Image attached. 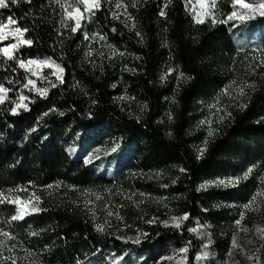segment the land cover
<instances>
[{
  "label": "trees",
  "instance_id": "obj_1",
  "mask_svg": "<svg viewBox=\"0 0 264 264\" xmlns=\"http://www.w3.org/2000/svg\"><path fill=\"white\" fill-rule=\"evenodd\" d=\"M125 1L131 19L114 18L111 0H102L87 27L123 55L117 61L86 56L82 32L64 27L63 10L54 0H22L0 9L1 22L12 17L15 27L27 29L24 38L33 41L19 48V59L50 58L64 69V83L43 97L23 88L30 78L25 69L0 57V84L11 89L0 103V193L10 199L23 192L41 198V211L23 220H11L16 205L0 204V229L39 264H87L95 256L98 264H111L112 257H119L121 264H157L184 248L187 264H198L203 241L190 231L195 220L209 222L217 251L225 255L237 214L215 207L246 201L253 181L227 190L202 191L200 185L264 164V79L251 83L246 107L232 109L200 159L193 136L203 106L246 65L248 47L238 44L237 35L262 32L256 49L264 61V17L239 26L198 24L184 0ZM232 3L218 0L220 20L233 11ZM121 93L142 108L140 115L118 105ZM21 94L28 98V110L13 115ZM101 140L119 146L112 158L130 157L120 175L98 174L82 157H74ZM129 170L145 175L136 187L165 198L171 213L188 215L184 226L152 224L145 227L147 235L140 243H126L97 231L74 204L76 193L64 194L66 187L124 185ZM58 185L61 191L49 192Z\"/></svg>",
  "mask_w": 264,
  "mask_h": 264
},
{
  "label": "rangeland",
  "instance_id": "obj_2",
  "mask_svg": "<svg viewBox=\"0 0 264 264\" xmlns=\"http://www.w3.org/2000/svg\"><path fill=\"white\" fill-rule=\"evenodd\" d=\"M188 13L194 17V12L192 11V6L195 4V0H184ZM113 4V13L124 19H128L129 12L127 8L124 7L117 8L116 4L122 2L126 5L125 0H111ZM71 3L75 4L76 0H71ZM211 3V0H208ZM82 7V6H81ZM196 10L199 11V6H196ZM217 20L221 18V12L218 5V0H216V7L212 9ZM257 16L255 19H257ZM227 18V17H226ZM225 18V19H226ZM194 19V18H193ZM252 20H246L245 22L240 21H228L229 23H234L239 26L245 23H249ZM92 21L85 19L82 21V26L78 31H81L86 41L85 54L90 58H94L96 61L99 59L108 61H117L123 58V55L110 44L106 42L104 37L98 32L90 33L91 28L87 27ZM211 21V19H206L205 22ZM7 21L2 20L0 24H6ZM67 28L70 25L73 27L74 22L72 20L67 21ZM15 28V24L10 26ZM262 32L259 30L255 31H245L243 35H237L238 44L248 49L246 57V65L235 75L219 93L207 102L203 108L199 120L196 123L193 136H197L198 141L196 144V151L198 149L205 148V146L212 140L219 128L226 121V119L231 115L232 109L244 105V100L247 98L248 91L252 84L258 78L264 79V61L263 58L257 53V45L260 42V35ZM88 38H85V37ZM100 37H103L101 39ZM15 39L10 37L8 40L0 42V47H4L7 44L14 43ZM2 43V45H1ZM43 59H33V60H45ZM53 61V60H52ZM55 62V61H54ZM56 63V62H55ZM58 64V63H56ZM61 66V65H60ZM33 70L36 71L35 66H32ZM62 67V66H61ZM55 71L54 68L44 67L38 71L37 75H30V79L36 82V88H52V84L55 83L56 86L59 84L56 76L53 75ZM173 72V71H171ZM64 75V72H63ZM179 77V75H177ZM43 77V78H42ZM31 87V86H29ZM244 89V94H240V89ZM30 91L29 89H27ZM227 91V94L225 92ZM30 92L38 94L35 90ZM8 95V94H7ZM39 95V94H38ZM19 98V97H18ZM6 100V99H5ZM173 100V99H172ZM18 102V99L16 100ZM116 102L118 105L132 116L140 115L142 108L126 93H121ZM28 107V99L24 101ZM215 105L216 107H213ZM22 109H18L20 111ZM230 113V115H229ZM220 117H224L220 119ZM204 122V123H202ZM209 131H212V135H209ZM115 148V151L112 149ZM72 153H77L78 148H71ZM120 152L119 146L114 145L110 147V142L107 140H101L95 143L94 148L79 154L74 155L76 158L82 157L86 161L91 158V162L87 163L97 169L98 174L105 176H114L116 174H121L123 170L126 169L130 157L126 154H122L119 160L112 158V155ZM199 154V153H198ZM253 168L252 173L247 179H242L236 184H226V185H210L207 188H201V185L209 181H214L217 179H223L225 181L229 179H235L237 177H242L247 171H243L240 174H230L215 179L204 180L200 185V190L208 191L212 189L217 190H227L238 188L242 184L248 181H253L251 186L253 192L246 201L229 204V205H217L215 209H223L224 207L233 209V213L237 214L235 223L230 229L231 232V246L225 255H221L216 248L214 231L209 222L204 220H195L191 225V229H196L192 231L203 241V247L201 252L197 255L198 264H264V232H258L257 228L264 229V197L257 198V204H259L258 210H246L245 205L249 203L254 195L258 192H264V164L250 166ZM249 167V168H250ZM127 180L124 185L118 184L114 188H104V189H73L71 187H66L64 194H69V192L76 193L73 202L76 206L80 207L82 211L93 220L95 227L100 224L104 225V231L100 233L112 235L123 242L135 243L137 237L140 238V242L146 238L144 235L145 227L160 223L166 227H174L172 225L173 217H183L185 215H176L171 213L168 209L171 207L168 205L165 198L160 197L156 194L147 193L142 191L135 186L137 180L145 179V175L138 173L136 171H126ZM126 184L129 186L126 187ZM63 189L61 186L53 187L49 192L61 191ZM23 201L36 202V198L39 197L36 193L18 194ZM97 197H100L97 199ZM41 198L39 197V203ZM255 207V206H254ZM113 213L109 215L108 213ZM188 217V215H187ZM188 219L184 220L179 228L184 226ZM149 221H154L149 223ZM240 221V224H237ZM167 222V225L166 223ZM177 228V227H176ZM244 229H247L245 231ZM2 230V229H0ZM4 237L0 236V240ZM235 240L236 245H233ZM139 242V243H140ZM207 246V247H206ZM7 248H11L12 251L9 252ZM209 253L207 258L198 259V257H203L204 253ZM5 256L14 257L16 264H39L34 258L23 251L20 247H15L10 240L7 241V247L4 250ZM172 257V259H168ZM188 252L181 253L180 250L174 252L171 255L163 257L157 264H187ZM111 264H121L119 257H112L109 259ZM6 264H11V261L6 262ZM87 264H98L97 257H93Z\"/></svg>",
  "mask_w": 264,
  "mask_h": 264
},
{
  "label": "snow or ice",
  "instance_id": "obj_3",
  "mask_svg": "<svg viewBox=\"0 0 264 264\" xmlns=\"http://www.w3.org/2000/svg\"><path fill=\"white\" fill-rule=\"evenodd\" d=\"M22 0H0V9H7L11 5H18ZM30 2V0H29ZM54 2L63 10L64 18L62 19V24L64 27H67V21L72 20L74 22V26L71 28L72 33H76L82 26V21L85 19L91 20L92 16L95 15V12L98 11L102 6V0H76V3H71V0H54ZM170 2V0H169ZM188 3H191V0H188ZM199 6V11L196 10V6ZM82 6V7H81ZM132 7H136V4H132ZM117 8L124 7L125 10L127 8L126 5H123L122 2H119L116 4ZM167 7V5H165ZM216 7V0H211V3H208V0H195V4L192 6V11L194 12V21L198 24L204 23L206 19H211V22L213 24L215 23H228V21H240L245 22L246 20H252L255 19L257 16L264 17V0H233L232 8L233 11L227 16L224 20H217L215 17L214 12L212 9ZM162 16L166 15L164 11H161L160 13ZM114 18L119 19V16H117L115 13H113ZM131 19V16L128 17ZM17 21L13 19L12 17L8 18V21L6 24H0V42L8 40L10 37L15 39L14 43L7 44L4 47H0V57L4 58V61H16L18 67L25 69V71L30 72L32 75H37L38 71L41 70L44 67L54 68L55 71L53 72V75L56 76L57 81L59 83H64L63 80V72L64 69L59 65L56 64L54 61H52L50 58L45 60H33L29 59L27 61L21 60L16 56V52L19 50V48L23 45L31 46L33 41L30 39H25V33L27 32V29H21L20 27L11 28V25L16 24ZM134 27V25H133ZM137 35L139 36L140 33L137 32ZM85 38H88L87 36ZM103 39V37H100ZM35 66L36 71L33 70V67ZM169 71H172L171 69ZM43 78V77H42ZM163 79V77H162ZM9 83H12V81H9ZM31 86V87H29ZM52 87H56V84L53 83L51 85ZM23 88L31 90H35L39 95L46 97L48 93V88H36V82L32 79H27V82L23 85ZM11 91V89L4 87L3 84H0V103H3L5 99L7 98V94ZM227 94V91L225 92ZM240 94H244V89H240ZM28 98L21 94L18 98V102H15V107L11 109V112L13 115L18 114V109H23L25 111L28 110L27 104L24 103L25 100ZM213 107H216L213 105ZM242 107H246V105H242ZM62 114V113H61ZM230 115V113H229ZM224 117H220V119H223ZM204 123V122H202ZM209 135H212V131H209ZM115 151V148L112 149ZM206 151L205 148L198 149V156L197 159H200L203 157L204 152ZM91 158H89L86 163H90ZM181 172L185 171V169H180ZM253 168L250 167L247 169V171L244 173L242 177H237L235 179H229L227 181L223 179H217L214 181L206 182L205 184L201 185V188H207L210 185H226V184H236L242 179H247L248 176L252 173ZM258 197H264V192H258L256 195L252 197V199L249 201L248 204H246L244 207L246 210H258L259 204H257V198ZM100 197H97L99 199ZM10 203L17 206L16 208V214L11 217V220H23L25 216L30 215L31 213L41 211V209L38 206L39 197L36 198V202L31 201H23L19 197H16L14 199H10L8 196H5L3 193H0V204L3 203ZM255 206V207H254ZM109 215H112L113 213L109 212ZM188 219L187 214L183 217H173L172 218V225L174 227L179 228L184 220ZM154 221H149V223H152ZM167 225V222H165ZM237 224H240V221H237ZM97 231L103 232L104 231V225L98 224L96 226ZM247 231V229H244ZM190 231H196V229H190ZM258 232H264V229L257 228ZM35 235V233H33ZM146 236L147 233H144ZM0 236L4 237L3 240H0V264H6V262L11 261V264H16V260L14 257L11 256H5L4 250L7 247V241L13 239V237L5 231L0 230ZM135 243L140 242V238L137 237L134 241ZM234 246L236 245L235 240L233 241ZM207 247V246H206ZM9 252L12 251L11 248H7ZM181 253H186L187 249H181ZM209 253L205 252L203 257H198V259L207 258ZM168 259H172V257H168Z\"/></svg>",
  "mask_w": 264,
  "mask_h": 264
}]
</instances>
